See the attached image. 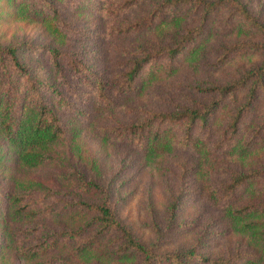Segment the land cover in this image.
<instances>
[{
  "label": "rangeland",
  "instance_id": "rangeland-1",
  "mask_svg": "<svg viewBox=\"0 0 264 264\" xmlns=\"http://www.w3.org/2000/svg\"><path fill=\"white\" fill-rule=\"evenodd\" d=\"M25 1L31 2V9L37 10L36 15L32 16L29 12L24 14L19 10L18 7L25 5ZM51 1L58 7L64 23L53 20L49 24L43 22L39 18L40 3L37 0H0V47L20 45L17 52L20 61L31 68L34 76L45 86L59 87L66 96V108L55 105L68 131L65 139L56 145L58 153L64 154L65 159L85 179L107 184L118 217L142 243H155L157 252L183 253L194 246L196 253L210 259L233 257L239 253L244 256L258 254L260 247H264V221L260 227L261 238L253 239L249 234L232 228L221 211L206 201V195L208 185L226 184L231 179L222 170L245 174L264 169V124L257 128L264 119V94L253 105V118L249 122H246L244 115L232 150L231 145L211 149L207 158L182 147L146 153L131 139H117L113 134L103 136L99 128L137 122L141 108L161 113H176L190 108V98L193 96L188 86L197 83L204 86L208 82L222 85L263 59L257 50H236L227 54L219 67L211 68L209 64L214 59L211 54L216 55L217 47L222 45L229 48L233 43L264 39L259 34L238 32L233 25H223L220 20L222 16L216 14L206 25L204 33L187 43L179 56L171 62L166 58L159 61L160 70L152 76H142L134 91L114 94V81L127 68V53L136 47L148 50L162 45L166 36L175 38L170 24L162 25L158 20L143 25L133 34L117 35L111 27H118L124 21L125 14L122 12L124 15L111 19L114 16L106 18L101 11L104 5L112 7L118 0ZM246 1L264 22V0ZM148 7L149 1L143 2L138 8L130 9L126 16L136 18ZM181 11L184 14L180 26L195 25L194 16L184 9ZM193 47L197 55L190 61L189 52ZM48 49L59 52L57 59L61 71L52 65ZM69 61L87 69L86 72L82 70L78 75L70 67ZM167 63L172 68L167 67ZM96 79H101L108 86L111 102L97 95L95 98V92L89 85ZM245 92L244 88L236 90L234 100L218 109L217 115L209 120L210 125L227 121L225 115L234 113L233 107L244 100ZM50 103L53 105L52 100ZM70 127L72 131H69ZM213 127L217 130L212 133L201 131L199 126L193 129L201 137L204 149L215 142L230 143L228 139H222L217 126ZM174 130L175 135L183 133L178 127H174ZM250 137V144L245 147ZM4 162L9 169L0 173V177L11 173L19 178L39 180L57 189L76 185L72 178H57L61 171L53 167L28 168L17 164L13 158L4 159ZM7 188V183L0 179V210L4 208ZM81 195L91 202L100 198L93 189L84 190ZM173 199L176 200V209L170 215L168 210ZM229 199L233 206L254 204L257 211L263 213L264 174L241 184L229 195ZM87 216L74 215L71 211L60 214L58 218L51 215L24 220L8 219L6 214L5 219L0 221V264H34L38 261V258L30 260L18 255L12 243L14 230L22 233L34 224L45 225V228L55 227V224L75 228L88 219ZM108 238L109 235L99 237L85 250L78 252L71 242L58 247L52 254L57 257L51 264H138L136 255L114 254L107 245Z\"/></svg>",
  "mask_w": 264,
  "mask_h": 264
},
{
  "label": "trees",
  "instance_id": "trees-1",
  "mask_svg": "<svg viewBox=\"0 0 264 264\" xmlns=\"http://www.w3.org/2000/svg\"><path fill=\"white\" fill-rule=\"evenodd\" d=\"M37 1L40 3L39 18L43 22L49 24L53 20L59 24L64 23L58 7L51 0ZM146 1H149L148 10L141 11L136 18L126 16L130 13V9L138 8ZM31 6L30 1H25V5L21 4L18 8L24 14L29 12L34 16L37 10L31 9ZM102 8L104 12L101 11V14L103 13L106 18L112 15L114 17L111 19H117L125 14L124 21L118 27L114 25L111 27L117 35L133 34L143 25L146 26L158 20H161L158 22L160 24H170L176 35L175 38L166 36L165 43L155 48L146 50L136 47L128 52L127 68L114 81L116 84L114 94H128L134 91L142 76H152L160 70L159 61L166 58L168 62H171L179 56L187 43L204 33L206 25L213 17H216V14L222 16L220 20L223 25H233L238 32L259 34L264 39V22L259 13L251 10L246 0H118L112 4V7L104 5ZM181 9L190 12V16H194L195 25L180 26L179 22L184 14ZM19 47L18 44L0 47V173L9 169L4 159L13 158L17 164L28 168L49 166L59 169L61 173L56 175L57 178L60 180L72 178L76 181V185L68 189H57L32 178H19L11 173L2 175L0 179L7 183L8 188L4 196V208L0 210V221L5 219L6 214L8 219L24 220L47 218L51 215H57L58 218L60 214L71 213V211L74 215H88V219L75 228H64L58 224H55V227L45 228V225L34 224L22 233L14 230L12 243L20 257L30 260L38 258L34 264H51L57 257L52 254L58 247H64L71 242L75 251L78 252L85 250L99 237L109 235L107 245L112 248V252L118 256L136 255L138 264L264 263V247L262 246L258 254L250 253L244 256L239 253L233 257L210 259L196 253L194 246L183 253H159L156 251L155 243L146 244L138 240L116 214L107 184L101 185L92 179H85L83 174L65 159L64 154L58 153L56 145L65 139L68 131L61 122L55 105L66 108V96L59 87L45 86L39 78L34 76L31 68L18 58ZM236 50H257L263 55V59L222 85L208 82L204 86L199 83L188 86L189 93L193 96L190 98V108L176 113H161L141 108L138 111L139 121L129 125L101 127L99 132L103 136L113 134L117 139L125 137L131 139V142L137 144L146 153L182 147L192 149L200 157L207 158L211 149L231 145L230 150H232L237 137L236 131L240 130L244 115H246V122H249L253 118V105L264 94V40L233 43L229 48L221 45L216 50V55H219L211 54L214 59L209 67H219L225 61L227 54ZM47 51L52 65L61 71L59 68L61 65L57 59L60 57L59 52L52 49ZM195 53L196 48L193 47L189 52L190 61L195 59L197 55ZM69 62L72 70L78 75L82 70L86 72L87 69L77 67L72 61ZM146 66H149L147 70H145ZM166 66L172 68L170 63ZM107 87L101 79H96L89 85V88L95 92V98L97 95L98 98L111 102ZM241 88L246 91L244 100L233 107L234 113L225 115L227 121H218L217 124L210 125L209 120L217 115L218 109L226 102L233 101L236 90ZM96 102L101 104L100 101ZM263 124L264 119L258 123L257 128ZM195 126H199L205 133L216 131L217 129L213 126H217L222 139L226 138L230 143L215 142L204 149L201 137L193 131ZM174 127L180 128L183 133L180 136L175 135L172 132L175 131ZM69 131H72L71 127ZM252 137L245 142V147L248 143L250 144ZM222 172L231 179L226 184L208 185L206 201L221 211L232 228L249 234L253 239H260L264 210L261 211L263 213L258 212L254 204L233 206L229 195L241 184L263 175L264 169L245 174L233 170H222ZM88 189H93L100 195L96 202L82 197L81 192ZM175 201L173 199L170 204L168 210L170 215L176 209ZM6 236L9 237L7 234Z\"/></svg>",
  "mask_w": 264,
  "mask_h": 264
}]
</instances>
